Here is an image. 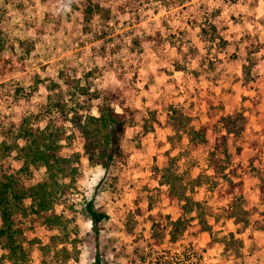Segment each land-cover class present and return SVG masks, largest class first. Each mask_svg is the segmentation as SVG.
I'll return each instance as SVG.
<instances>
[{
    "label": "rangeland",
    "instance_id": "1",
    "mask_svg": "<svg viewBox=\"0 0 264 264\" xmlns=\"http://www.w3.org/2000/svg\"><path fill=\"white\" fill-rule=\"evenodd\" d=\"M89 6L92 13L86 16ZM0 7L9 12L2 55L13 66L0 76V182L22 167L24 128L43 130L52 120L51 130L65 122V134H71L63 118L83 99L78 88L89 95L121 90L138 121L125 131L126 159L107 172L88 162L75 138L61 143L71 161L65 173L69 199L56 211L64 218L67 239L24 221L17 240L31 264H93L97 252L102 264H146L161 252L170 264L178 263L183 249L199 255L203 264H264V232L252 225L264 211L259 193V175L264 177V0H0ZM210 24L214 38H201V27ZM246 46L256 52L250 58ZM179 47L191 48L203 63L199 77L191 73L195 59L186 65L187 73L174 69ZM173 110L188 116L195 130L207 127L208 143L193 153L192 176L200 175L201 184L188 183L186 195L200 204L209 231H199L194 211L176 243L168 241L166 231L158 245L151 239V216L179 217V204H168L165 187L153 179V169L165 168L178 152L168 143ZM90 113L97 115L94 106ZM236 115L243 116L244 133L228 146L229 166H240L238 206L248 213V227L223 217L221 209L230 202L218 194L223 181L207 183L212 177L209 152L224 133L217 120ZM250 142H257L258 150ZM45 176L43 167L32 166L15 175L16 189L21 192ZM91 200L94 210L106 216L97 240L84 213ZM23 203L27 207L30 201ZM3 255L0 243V264H9Z\"/></svg>",
    "mask_w": 264,
    "mask_h": 264
},
{
    "label": "trees",
    "instance_id": "2",
    "mask_svg": "<svg viewBox=\"0 0 264 264\" xmlns=\"http://www.w3.org/2000/svg\"><path fill=\"white\" fill-rule=\"evenodd\" d=\"M17 7V6H16ZM86 16H90L91 7H86ZM125 8L121 9L122 13ZM8 10L0 7V76L5 72L11 73L13 66H8L10 61L2 55L7 42L5 43L4 32L5 22L9 19ZM215 27L211 24L206 28L200 29V37L209 38L214 33ZM246 55L250 58L256 52L246 46ZM179 58L173 63V67L178 72L187 73L186 65L190 60L195 59L197 68L191 73L196 77L202 72L203 63L194 56L191 48L182 50L179 47ZM250 63V60H249ZM244 78L249 76V68H244ZM67 82L71 83L69 80ZM78 94L83 97L79 104L70 109V116L67 115L63 120H67L70 125L71 134L66 136L64 123L58 124L51 130L52 120L45 125L43 130L38 128H24L27 144L21 148L22 167L16 174H26L30 167L41 166L45 169V178L21 192L17 191L16 174L6 176L0 182V243L5 250V255L1 256L9 264H31L28 260V254L22 245L18 242V237L23 233L22 225L27 221L32 226L39 224L48 231H57L58 237L61 235L67 239V228L63 216L56 211L58 207L65 206L69 199V186L65 183L66 170L70 169V159L64 156L62 142H69L73 138L80 143L84 155L90 164L100 166L104 172L110 167L126 159L122 143L125 141V131L127 127L136 126L138 121L134 111L125 106V98L119 89H103L94 94H88L82 88H78ZM90 97V99H87ZM96 99V104H92V99ZM92 104V106H91ZM95 107L97 115L90 113L92 107ZM119 111H118V110ZM214 108L209 105L208 117H216ZM213 111V112H212ZM26 119V118H25ZM57 119V118H56ZM171 123L173 135L168 138L171 149H176L177 155L170 158L167 166L161 170L153 169V179L157 181L159 187H165V198L168 204L174 202L179 204V217L172 220L170 215L158 212L151 216L152 220V241L155 244H161L164 240V234L167 231L169 242L176 243L182 235L187 223L186 217L197 212L199 221V231L208 232L209 228L202 217L200 204L186 195L188 183L200 185L201 176H192L193 153L204 144L208 143L207 127L202 126L195 130L190 125V118L186 115H178L175 110L171 113ZM222 125L224 131L215 138L212 150L209 152L207 168L211 170L212 177L208 176L207 183H213L216 180L223 181L224 188L218 194L224 198H229L230 202L221 209L223 217L241 222L244 227L250 226L248 213L238 206L242 198V181L237 178L240 166H229L230 155L228 146L231 140H237L244 133L243 116H220L217 123ZM145 123V122H144ZM148 130L146 123L143 126ZM257 142H250L252 149L258 150ZM240 152V148H237ZM183 159V167L179 165ZM256 172V170H253ZM237 179V180H235ZM260 185L259 193L264 196V177L259 175ZM214 180V181H213ZM73 181V180H71ZM210 181V182H208ZM103 180L101 183H104ZM212 185V184H211ZM236 191L238 194H236ZM30 201L29 206H24V201ZM84 213L91 223V229L95 239H98L101 230V223L106 219L102 213L94 210L92 200L87 202L84 207ZM255 230L264 232V211L257 219L252 222ZM229 240L234 239L230 233ZM54 237V236H53ZM97 245V242H96ZM93 264H102L100 253H96L93 258Z\"/></svg>",
    "mask_w": 264,
    "mask_h": 264
},
{
    "label": "built area",
    "instance_id": "3",
    "mask_svg": "<svg viewBox=\"0 0 264 264\" xmlns=\"http://www.w3.org/2000/svg\"><path fill=\"white\" fill-rule=\"evenodd\" d=\"M179 255L178 263L170 264H203L202 259L199 255H192V250H181ZM169 258L164 253L155 254L153 259H148L146 264H169L166 261ZM171 259V258H170Z\"/></svg>",
    "mask_w": 264,
    "mask_h": 264
}]
</instances>
